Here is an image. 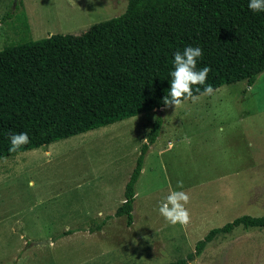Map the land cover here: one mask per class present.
<instances>
[{
  "label": "rangeland",
  "instance_id": "374dc122",
  "mask_svg": "<svg viewBox=\"0 0 264 264\" xmlns=\"http://www.w3.org/2000/svg\"><path fill=\"white\" fill-rule=\"evenodd\" d=\"M125 8L126 0H0V50L84 34ZM197 96L0 158V264H165L211 228L263 215L264 70L250 86L240 80ZM157 115L126 226L114 213ZM172 190L190 197L187 224L159 213ZM187 264H264V227L218 235Z\"/></svg>",
  "mask_w": 264,
  "mask_h": 264
},
{
  "label": "trees",
  "instance_id": "16d2710c",
  "mask_svg": "<svg viewBox=\"0 0 264 264\" xmlns=\"http://www.w3.org/2000/svg\"><path fill=\"white\" fill-rule=\"evenodd\" d=\"M249 0H126L123 13L92 24L81 35L55 33L0 50V158L166 106L174 53L200 47L197 69L210 67L205 85L246 80L264 70V12ZM28 30V24L24 23ZM199 87L200 92H196ZM162 124L157 115L114 215L133 222L135 183L144 155ZM26 132L30 142L9 151V136ZM264 227V214H243L211 228L185 258L187 264L216 236L235 227ZM67 230L64 234H69Z\"/></svg>",
  "mask_w": 264,
  "mask_h": 264
},
{
  "label": "clouds",
  "instance_id": "9594fccd",
  "mask_svg": "<svg viewBox=\"0 0 264 264\" xmlns=\"http://www.w3.org/2000/svg\"><path fill=\"white\" fill-rule=\"evenodd\" d=\"M248 7L253 12H264V0H249ZM203 56V50L200 47L188 46L183 51L177 50L174 53L173 68L170 72V91L164 98L165 105L180 106L185 100L195 102L199 96L194 95L193 86L205 85L210 67L205 66L197 69V60ZM196 92H200L199 87ZM214 88L211 84L204 87L201 95H212ZM11 147L9 151L15 152L21 146L30 142L26 132L12 133L9 136ZM190 143V141H188ZM34 182L30 181L31 186ZM177 188H183V181L177 182ZM190 197L184 191L172 190L169 195L160 202L159 213L165 220L173 225L187 224L190 221V213L185 207L189 203Z\"/></svg>",
  "mask_w": 264,
  "mask_h": 264
},
{
  "label": "water",
  "instance_id": "95a60500",
  "mask_svg": "<svg viewBox=\"0 0 264 264\" xmlns=\"http://www.w3.org/2000/svg\"><path fill=\"white\" fill-rule=\"evenodd\" d=\"M156 109H160V108H156Z\"/></svg>",
  "mask_w": 264,
  "mask_h": 264
}]
</instances>
